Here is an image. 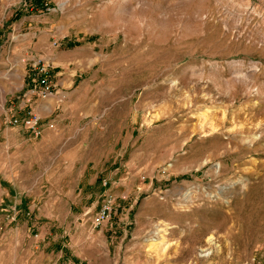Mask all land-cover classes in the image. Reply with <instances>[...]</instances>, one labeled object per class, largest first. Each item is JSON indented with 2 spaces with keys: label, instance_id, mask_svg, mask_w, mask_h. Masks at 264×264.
<instances>
[{
  "label": "rangeland",
  "instance_id": "rangeland-1",
  "mask_svg": "<svg viewBox=\"0 0 264 264\" xmlns=\"http://www.w3.org/2000/svg\"><path fill=\"white\" fill-rule=\"evenodd\" d=\"M35 64L67 174L5 142ZM0 182V264H264V0H0Z\"/></svg>",
  "mask_w": 264,
  "mask_h": 264
},
{
  "label": "crops",
  "instance_id": "crops-1",
  "mask_svg": "<svg viewBox=\"0 0 264 264\" xmlns=\"http://www.w3.org/2000/svg\"><path fill=\"white\" fill-rule=\"evenodd\" d=\"M79 90L80 89L75 90L78 95L81 93ZM24 95L27 96V93H24ZM33 95H30V97ZM70 102L71 92L60 90L54 94H50L46 98L39 97L35 100L32 107H28L27 104H25V101L19 104L17 110H15L16 107L13 106V116L18 113L19 116L23 117L27 115L30 110L31 113L40 116L42 119L43 130L39 137H34L27 129L26 130L30 134L25 133L22 130V127H18L12 130V132L9 131L6 133L7 137L5 139L7 147L11 148V146H14L15 144L20 147L24 145L27 157L30 152H33L36 155L38 154L39 156H44L50 160L48 165L49 168H58L57 176L63 173L67 174V172L74 167L73 142L76 140L75 133L83 132L86 128L83 124L75 125L74 122L70 123L65 120L67 114L66 111L69 110ZM57 109L60 110L58 111L60 113L59 115L55 114ZM20 132H23L24 135H20ZM12 133L14 134L13 136L15 139L13 142L11 138ZM2 155L4 160L10 161V156L8 153H4V149ZM28 166L32 168L34 164L29 163ZM7 179L10 182L11 178L9 177ZM33 187L35 186L32 185V187L27 188V190L32 191ZM7 188L8 187H5L3 182H0V206L4 202V198L7 196ZM92 235V232H90L87 238H91Z\"/></svg>",
  "mask_w": 264,
  "mask_h": 264
},
{
  "label": "built area",
  "instance_id": "built-area-1",
  "mask_svg": "<svg viewBox=\"0 0 264 264\" xmlns=\"http://www.w3.org/2000/svg\"><path fill=\"white\" fill-rule=\"evenodd\" d=\"M35 70L37 71V74L39 75V78L36 79L35 77L32 78V81L36 83L35 87L30 90V95L37 94L41 98H46L51 92L52 84H50L48 79V71L47 67L44 65H37L35 64ZM39 85V86H38ZM36 86H38L36 88ZM39 88V89H38ZM25 96V95H24ZM31 101L30 96H25V104L27 106L29 105ZM31 111V110H30ZM29 113L23 117H16L12 116L9 118V123L12 125H21L23 128L27 129L34 137H39L42 134V119L37 114ZM111 206H112V198L111 196H106L102 204L100 205L99 211L96 213L93 219L94 227H97L101 224H103L109 217V214L111 212Z\"/></svg>",
  "mask_w": 264,
  "mask_h": 264
},
{
  "label": "bare ground",
  "instance_id": "bare-ground-1",
  "mask_svg": "<svg viewBox=\"0 0 264 264\" xmlns=\"http://www.w3.org/2000/svg\"><path fill=\"white\" fill-rule=\"evenodd\" d=\"M111 2V1H110ZM157 5V4H156ZM112 8V7H111ZM189 8V7H188ZM115 9V8H114ZM186 12V11H185ZM195 12L197 16H201V10H191V13ZM194 13V14H195ZM128 22V21H127ZM135 24V23H134ZM133 26V25H132ZM251 74V73H250ZM245 77V76H244ZM242 78V77H241Z\"/></svg>",
  "mask_w": 264,
  "mask_h": 264
}]
</instances>
